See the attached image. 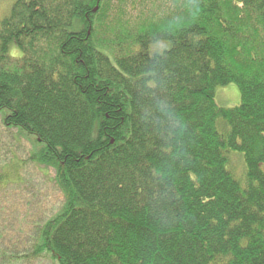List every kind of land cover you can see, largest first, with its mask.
I'll use <instances>...</instances> for the list:
<instances>
[{
	"label": "trees",
	"instance_id": "16d2710c",
	"mask_svg": "<svg viewBox=\"0 0 264 264\" xmlns=\"http://www.w3.org/2000/svg\"><path fill=\"white\" fill-rule=\"evenodd\" d=\"M171 4L128 51L96 44L106 0H15L0 21L3 123L42 145L64 197L29 253L0 244V264H264V56L228 24L249 5L264 26V0Z\"/></svg>",
	"mask_w": 264,
	"mask_h": 264
},
{
	"label": "rangeland",
	"instance_id": "374dc122",
	"mask_svg": "<svg viewBox=\"0 0 264 264\" xmlns=\"http://www.w3.org/2000/svg\"><path fill=\"white\" fill-rule=\"evenodd\" d=\"M15 0H0V21L5 17ZM173 0H106L109 10L99 14L93 25L96 44L111 47L110 39L121 44L126 51L134 45L141 35L144 39L157 36L152 24L158 25V6L166 4L173 8ZM197 0H188L194 6ZM240 10L241 5L237 4ZM242 10V9H241ZM225 18L232 16L226 11ZM238 15V14H236ZM240 22L232 18L228 23L233 27L231 38L243 45L253 47L255 52L264 56V26L258 21L256 12L245 5ZM104 18V19H102ZM116 37L111 36V31ZM146 30V32L144 31ZM109 36V38H108ZM112 54V50L110 51ZM10 54L20 55V50L13 43ZM215 102L222 107H234L240 102V94L235 84L217 87ZM4 112H0V174L4 175L0 183V244L9 252L20 253L27 250L33 243L35 229L58 213L64 197L54 180L55 171L45 167L34 159L42 145L33 136L11 128L3 123ZM234 153V154H232ZM236 153V154H235ZM227 169L241 185L245 183L246 165L243 155L230 152ZM36 157V156H35ZM264 169V165H260ZM30 264H51L47 256L32 259Z\"/></svg>",
	"mask_w": 264,
	"mask_h": 264
},
{
	"label": "water",
	"instance_id": "95a60500",
	"mask_svg": "<svg viewBox=\"0 0 264 264\" xmlns=\"http://www.w3.org/2000/svg\"><path fill=\"white\" fill-rule=\"evenodd\" d=\"M97 9V6H95L94 11Z\"/></svg>",
	"mask_w": 264,
	"mask_h": 264
}]
</instances>
